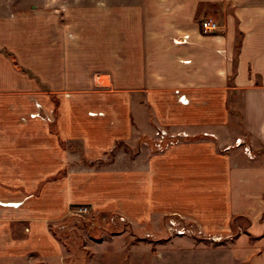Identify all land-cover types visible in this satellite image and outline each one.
<instances>
[{
	"label": "crops",
	"instance_id": "1",
	"mask_svg": "<svg viewBox=\"0 0 264 264\" xmlns=\"http://www.w3.org/2000/svg\"><path fill=\"white\" fill-rule=\"evenodd\" d=\"M48 2L0 0V182L28 192L67 172L54 193H0V264L56 260L45 219L71 203L111 209L116 193L120 208L188 215L230 237L215 249L230 264H264V0H101L100 16L81 11L68 33ZM206 18L218 31L202 32ZM156 132L171 141L141 147L132 168L82 164ZM232 218L246 224L235 232Z\"/></svg>",
	"mask_w": 264,
	"mask_h": 264
},
{
	"label": "rangeland",
	"instance_id": "2",
	"mask_svg": "<svg viewBox=\"0 0 264 264\" xmlns=\"http://www.w3.org/2000/svg\"><path fill=\"white\" fill-rule=\"evenodd\" d=\"M41 1L30 0V3L37 4ZM47 2L51 3L45 8L57 10L59 25L65 33L72 30V17L84 11L85 14H92L93 18H96L94 16L97 13H99L97 17L100 16L98 9L102 7L98 4L101 0H47ZM50 98L54 106V115H56L58 100L55 96ZM235 107V110H232L229 130L237 134L242 130V123L239 104L237 103ZM131 121V126L136 128L137 121L134 118H131ZM48 122L49 130L56 133L55 119ZM156 137L153 142L146 136H141L137 140L131 138L128 141H116L103 157L91 161L83 159L84 163H81L89 168L106 169L113 162L119 161L117 165L120 168H124V163L132 168V163L131 165L129 163L135 155L142 151L141 147L145 148L143 151L147 154L159 152L172 139L167 138L166 135L161 139L159 135ZM240 141L242 142L241 139ZM156 142H160L163 148H157ZM61 145L65 149L71 148V144H66L64 141H61ZM241 151L246 156L251 155L249 147L245 145L241 147ZM262 155L264 157V154ZM66 172L67 167L54 175L47 176L35 183L28 192L25 189L13 188L0 182V193L20 191L39 195L48 187L50 189L48 193H54V181L61 179ZM121 184H126L128 189L133 188V182H121ZM117 188L118 191L122 189L120 185H117ZM117 196L118 193L110 197L111 201L117 203V206L111 209H95L90 203H71L62 214H50L45 219V225L50 235L61 247V256L54 261L33 264H230V259L226 254L215 251L222 243L225 245L230 237L218 236L213 233V230H205L196 218L188 215L159 214V212L152 211L145 214L135 210L134 207L128 208V206H125L124 210L120 208L123 204ZM79 205L88 206V211L84 214L73 213L71 208ZM230 224L236 232L238 224L244 227L246 223L243 220L232 218ZM2 264L31 263L13 261Z\"/></svg>",
	"mask_w": 264,
	"mask_h": 264
},
{
	"label": "built area",
	"instance_id": "3",
	"mask_svg": "<svg viewBox=\"0 0 264 264\" xmlns=\"http://www.w3.org/2000/svg\"><path fill=\"white\" fill-rule=\"evenodd\" d=\"M200 27H201L202 32L205 34H212L218 31L219 29L218 23L213 18H206L202 20L200 23ZM156 135H159V138L161 139V138H164L166 134L163 132H156ZM238 142H240V139L237 140V143ZM155 145L157 148H161V149L163 148V145H161L160 142H156ZM71 209H72V212L75 214H84L88 211V206L86 205L73 206Z\"/></svg>",
	"mask_w": 264,
	"mask_h": 264
},
{
	"label": "trees",
	"instance_id": "4",
	"mask_svg": "<svg viewBox=\"0 0 264 264\" xmlns=\"http://www.w3.org/2000/svg\"><path fill=\"white\" fill-rule=\"evenodd\" d=\"M15 65H16V63H15Z\"/></svg>",
	"mask_w": 264,
	"mask_h": 264
}]
</instances>
